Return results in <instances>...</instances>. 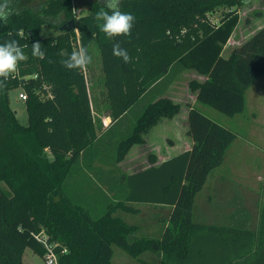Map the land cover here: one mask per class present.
<instances>
[{
    "label": "trees",
    "instance_id": "16d2710c",
    "mask_svg": "<svg viewBox=\"0 0 264 264\" xmlns=\"http://www.w3.org/2000/svg\"><path fill=\"white\" fill-rule=\"evenodd\" d=\"M72 3L47 0L37 8H19V0H12L13 14L6 25L0 22V43L11 33L27 45L28 56L0 91V264H22L27 249L43 258L46 248L35 237L40 233L49 237L58 264H116L114 246L135 259L157 252L163 264H189L195 258V264H213L207 261L211 245L235 239L243 249L224 264H264V209L256 234L193 220L197 194L237 137L226 126L187 106L191 150L132 175L118 167L134 145L146 143V135L163 118L181 113L183 105L165 93L185 71L205 77L189 82L200 103L227 116L244 111L246 92L264 76V27L228 56L224 51L249 0H121V11L133 13L136 23L131 38L115 40L106 38L94 18L103 0H89L87 13L80 16L74 15ZM222 9V18L214 21ZM60 18L62 24L75 19L76 28L60 30L52 23ZM45 26L59 33L42 38ZM117 40L128 50L130 63L112 55ZM35 41L46 53L43 60L31 55ZM93 45L100 53L104 105L112 119L106 129L94 115L84 70L61 64L66 58L61 53L80 47L90 53ZM15 89L28 95L27 125L11 107ZM146 96L150 102L134 122L128 121L133 106ZM118 126L121 137L113 139L112 153L102 139ZM92 160L109 169L97 168ZM150 161L155 163L156 157ZM85 169L101 183L87 177ZM131 203L173 207L161 237L132 239L138 228L116 214L135 212ZM205 231L217 234L206 236ZM231 231L238 235L229 236ZM241 233L250 236L241 239Z\"/></svg>",
    "mask_w": 264,
    "mask_h": 264
},
{
    "label": "crops",
    "instance_id": "0c3cea01",
    "mask_svg": "<svg viewBox=\"0 0 264 264\" xmlns=\"http://www.w3.org/2000/svg\"><path fill=\"white\" fill-rule=\"evenodd\" d=\"M239 25L227 46L235 37ZM194 73L195 80L205 81V77ZM179 78L170 85L165 96L183 105L181 113L174 118H163L146 135V143L134 145L118 167L126 175H132L151 167H157L163 162L191 150L194 142L188 134L189 107L187 106L195 107L214 121L235 132L237 137L228 147L223 164L209 174L203 189L197 194L193 209L194 222L204 226L227 227L254 234L258 233L264 209V76L258 78L246 92L244 111L229 116L228 122L220 120L222 118L220 115L210 113L207 105L197 100L196 93L190 90L189 85L183 90L179 88L178 84L181 82ZM254 108H257V111L251 113L252 122L247 123L249 120L245 113ZM103 117L108 119L111 124L112 119L107 114ZM239 129L246 131L243 132L244 136L239 134L241 133L238 132ZM152 155L156 157L155 163L150 161ZM92 163L97 168L109 169L108 165L98 160H92ZM130 205L136 209L135 212L119 210L116 214L128 224L138 228L132 234V239L161 237L169 223L173 207L154 203H131ZM210 232L205 231L204 234L206 236L217 234L214 231ZM228 233H230L229 236L238 235L234 231ZM239 236L241 239H246L250 233H241ZM212 238L214 239V237ZM237 240L239 239L222 246L213 244V249L211 245L212 256L207 261L213 264H224L231 258V253L234 255L235 251L243 249L241 243L236 245ZM162 257L161 253L146 252L139 258H133L131 259L133 261L127 262L131 264H163ZM195 260H191L189 264H195Z\"/></svg>",
    "mask_w": 264,
    "mask_h": 264
},
{
    "label": "rangeland",
    "instance_id": "374dc122",
    "mask_svg": "<svg viewBox=\"0 0 264 264\" xmlns=\"http://www.w3.org/2000/svg\"><path fill=\"white\" fill-rule=\"evenodd\" d=\"M47 0H19V8H37L41 6L42 4L46 3ZM73 4V13L75 16H80L83 14H86L88 11L89 6V0H72ZM225 10H220L218 13L213 15L214 21L219 20L222 18L223 13ZM257 12H261V16H258ZM240 25L238 28V31L235 35V37L231 40V43L229 46L225 48L224 55L228 56L234 48L241 46L244 42L248 41L257 31H259L261 28L264 27V0H249V4L243 6L240 10ZM63 18H60L58 22H52L53 25L56 27H62L65 24H62ZM59 33L58 29H53L51 27L45 26L42 29L41 37L45 38L48 36L57 35ZM93 57V62L90 64L85 70L84 73L86 75L87 79V85L89 87L90 91V97L93 101V110L94 115L97 117V119L100 121L99 124L102 125L103 129H106L110 121L108 119H105L104 116L106 113V105L107 102V96L105 91V76L103 73L102 68V61L100 57V53L96 45H93L90 53ZM195 73L194 71H185L184 74L182 73L180 75V81L178 86L182 90L185 89L189 82L192 79H195V76H193ZM104 76V77H103ZM104 82V83H103ZM21 92V89H15L10 92V100H11V107L12 109L17 112L18 119L21 124L27 125L28 124V114L26 110V105L23 101L18 99V94ZM150 102V96L144 97L142 100H140L138 103H136L129 116L127 117L128 121L134 122L136 118L141 114L145 106ZM208 109H210V113H216L217 115H220L222 118L220 120L224 122H228L229 120L227 115H224L217 110L213 109L212 107L206 106ZM257 108H254L250 111H247L245 113V116L249 120L247 123L252 122V112L256 113ZM235 121V120H234ZM233 121V123H234ZM130 124V123H129ZM228 124V123H227ZM120 127L114 128L112 131L108 132L106 135H104L102 139V143L108 145L109 151L113 153V147L114 142L113 139L117 142L119 141V138L121 137L119 135ZM238 132H241L242 136H244L243 129H239ZM246 134V133H245ZM86 175L93 176V180L95 183H101L99 182L98 178H95V176L87 171L85 169ZM92 182V181H90ZM94 183H90L89 186L86 188V192L92 187ZM103 184V183H102ZM100 185V184H98ZM114 262L117 264H131L127 261H133V259L128 253H126L123 249L114 246ZM22 264H47V261L45 257H40L37 254H35L31 249H27L23 255L22 258Z\"/></svg>",
    "mask_w": 264,
    "mask_h": 264
},
{
    "label": "clouds",
    "instance_id": "9594fccd",
    "mask_svg": "<svg viewBox=\"0 0 264 264\" xmlns=\"http://www.w3.org/2000/svg\"><path fill=\"white\" fill-rule=\"evenodd\" d=\"M11 4L12 0H0V22L4 25L13 14ZM94 18L99 30L109 40H115L121 36L131 38L132 29L136 23L133 13L121 11V0H103V7L96 12ZM13 37V34L9 33V38L0 43V91L6 89L7 82L18 72L20 63L28 60L24 51L27 45H22L18 39ZM31 55L40 60L46 58V53L42 50L39 41L31 44ZM61 55L66 56L61 60V64L68 70L83 71L93 62V57L86 47H80L70 54L61 53ZM112 55L122 60L124 64L131 62L128 50L122 47L119 40L112 44ZM52 62L49 59V63Z\"/></svg>",
    "mask_w": 264,
    "mask_h": 264
},
{
    "label": "built area",
    "instance_id": "2783aa9c",
    "mask_svg": "<svg viewBox=\"0 0 264 264\" xmlns=\"http://www.w3.org/2000/svg\"><path fill=\"white\" fill-rule=\"evenodd\" d=\"M28 98V95L25 91L21 90L18 94V99L25 102ZM36 240L40 242L46 248L45 259L47 264H58V256L56 255L53 246L49 242V237L46 236L44 233H40L35 236Z\"/></svg>",
    "mask_w": 264,
    "mask_h": 264
},
{
    "label": "water",
    "instance_id": "95a60500",
    "mask_svg": "<svg viewBox=\"0 0 264 264\" xmlns=\"http://www.w3.org/2000/svg\"><path fill=\"white\" fill-rule=\"evenodd\" d=\"M76 28V21L75 19H71L67 24L63 25L60 30H66V31H70ZM24 82V79L23 81ZM17 114V112H15Z\"/></svg>",
    "mask_w": 264,
    "mask_h": 264
}]
</instances>
